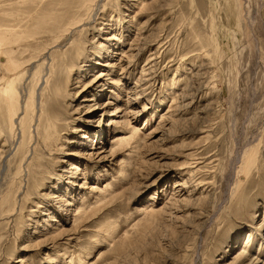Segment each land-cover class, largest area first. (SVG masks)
I'll return each mask as SVG.
<instances>
[{
  "label": "rangeland",
  "instance_id": "374dc122",
  "mask_svg": "<svg viewBox=\"0 0 264 264\" xmlns=\"http://www.w3.org/2000/svg\"><path fill=\"white\" fill-rule=\"evenodd\" d=\"M72 1L0 0L71 70L26 161L0 136V264H264V0H110L68 27Z\"/></svg>",
  "mask_w": 264,
  "mask_h": 264
},
{
  "label": "bare ground",
  "instance_id": "6f19581e",
  "mask_svg": "<svg viewBox=\"0 0 264 264\" xmlns=\"http://www.w3.org/2000/svg\"><path fill=\"white\" fill-rule=\"evenodd\" d=\"M56 1L57 0H55V2ZM67 1L68 0H58V2ZM105 1L108 2L110 0H75L68 3L70 7H73V10H71V19L67 26L74 27L77 23L84 22L87 18L93 20L94 15L98 14V9H100L101 6H105ZM97 3L98 5L96 6ZM61 8L62 6H60L58 10H61ZM138 9L140 11L137 13H141L142 9H145L144 4H140ZM60 13L61 12H58V14ZM0 14V70H6L13 74L11 77H5L4 75L0 77V136L4 142H9L8 145H11L12 150L15 149L18 151L33 140V130H36L37 135L41 136L43 131L41 129V121L44 116L45 108H48V105H46V97L50 95L49 93L52 89H56L57 86L60 87L61 85L58 84L62 82L68 87L71 70L70 67H68L70 72L67 73L64 71V78L61 76L57 77L54 70L56 61L50 59L48 55H41L40 44L28 42V36H26L23 31L15 28L16 25L10 23L17 19L18 15L12 12L7 13L6 10L1 11V9ZM104 15L105 14H103L102 17ZM57 47H60V45H57ZM99 49H102V47ZM16 53H18L20 57H18ZM96 56L95 58H99L100 55L98 54ZM26 64L30 65L29 68L31 69L23 71L24 68L22 69V66ZM198 73L200 74V72ZM60 94L61 92L57 90L50 97L57 100L60 98ZM109 103L110 102L107 104ZM46 135L47 133L45 132L43 134V136H45L44 144L49 154H51L53 149L55 151L59 150V144L55 142V135H52V137ZM113 140L116 147L123 145L136 149L139 145L140 137H134L133 133L131 136L127 137L118 134ZM26 149L27 151L22 154V159L24 161L27 160L26 158L31 151L30 144L26 146ZM3 151L5 152V150ZM256 154L257 152L254 148H250L247 152L245 151L242 162L244 163L243 166L246 171L249 172L252 165L256 163ZM20 170L21 166L18 168L19 172ZM192 174H194V172L188 174L190 175L189 179ZM1 186L2 183H0V211L2 210V200L4 198V196L1 195L3 192ZM60 200L64 199L60 197ZM89 213L90 211L81 204L76 209L74 223L86 221ZM108 227L109 226H105V229ZM259 259L258 256L249 257V254L240 252L235 261L238 264H256Z\"/></svg>",
  "mask_w": 264,
  "mask_h": 264
}]
</instances>
